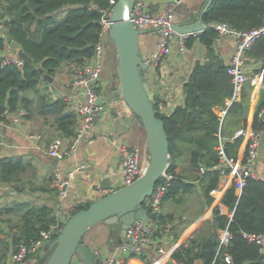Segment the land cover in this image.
Here are the masks:
<instances>
[{
	"label": "trees",
	"instance_id": "obj_1",
	"mask_svg": "<svg viewBox=\"0 0 264 264\" xmlns=\"http://www.w3.org/2000/svg\"><path fill=\"white\" fill-rule=\"evenodd\" d=\"M105 8H110V0H0V30L5 29L8 39L34 60L23 68L3 65L6 40L0 36V119L6 110L16 112L25 108L27 118L35 112L53 116L63 138L71 139L76 135L78 115L67 110L63 98L54 99L39 87L43 82L48 84L44 74L55 77L64 64L76 63L84 67L93 60L95 46L100 40V10ZM61 11H66L63 18L58 16ZM263 18L264 0H214L203 16L207 29L196 36H188L187 49L199 40L206 47L207 60L197 61L185 82L183 105L171 114L161 113L155 105L169 138L171 164L168 172L174 174L164 202H181L179 195L191 191L192 181H197L204 204H213L212 192L221 180L220 171L215 168L220 164L217 146L220 138H224L227 157L237 159L243 139L233 137L248 124L254 89L248 81L240 99H234L235 88L228 66L215 50L220 35L214 25L226 23L236 30L247 31L260 27ZM248 58L264 63V36L254 43ZM31 91L36 93V98L29 95ZM263 107L264 88L254 119L255 130L264 128V122L258 117ZM217 108L226 110L224 117L216 112ZM186 157L189 168L199 173L196 176L176 173L180 160ZM201 167L205 168L204 173L200 172ZM30 169L31 164L24 158L0 155L1 184L20 191L21 185L28 181ZM222 203L228 207V213L216 207L213 217L204 222L189 243L174 251L173 259L185 264H196L197 260L202 264H264L259 246L248 238L264 234V180L249 178L241 193L232 184ZM89 206H80L74 213ZM2 216L8 217L5 220ZM163 216H159V223L164 221ZM0 220L9 223L12 234L11 243L0 239V264H7L11 249L17 250L21 242L37 240L42 231L50 230L60 221L52 207L29 202H15L2 209ZM225 229L232 234L226 247L220 242V232ZM226 254L231 256V263L225 261Z\"/></svg>",
	"mask_w": 264,
	"mask_h": 264
},
{
	"label": "crops",
	"instance_id": "obj_2",
	"mask_svg": "<svg viewBox=\"0 0 264 264\" xmlns=\"http://www.w3.org/2000/svg\"><path fill=\"white\" fill-rule=\"evenodd\" d=\"M175 0H147L151 10L162 9L166 4ZM210 0H186L178 5L175 10L174 23H191L199 19L206 9ZM66 11H61L58 16L65 17ZM2 28V27H1ZM1 29L0 33H4ZM151 32H153L151 34ZM215 43L216 52L228 64L229 59L236 48V40L229 35L219 34ZM196 36V35H195ZM160 41V34L154 30H145L140 37L141 52L143 56L154 53ZM17 47L15 54H17ZM115 56L109 52L103 59V74L99 81V91L102 96L104 109L101 112L93 130L85 135L74 155L63 160L51 158L48 155V148L56 138H63L57 127L53 116L33 114L26 117L21 126L9 122L5 126L6 140L1 146L0 155L7 157H21L31 164L27 182L20 187V191L8 184L0 183V213L2 209L15 202H29L36 205L52 207L55 214L69 218L75 210L83 205L91 204L108 192L101 186L105 177L112 179V189L121 188V171L123 168L122 146L139 144L134 142L133 137L139 140L140 131L143 126L139 120L134 122L130 129L126 124L129 112L126 110L122 93L121 81L118 66L115 67ZM206 47L196 40L191 49L183 55L176 50L172 55L163 59L155 67L149 68L147 79L158 110L163 114H171L176 107L185 102L184 84L188 80L197 61L205 62ZM80 68L76 63L64 64L53 77V82H43L39 89L46 90L54 99L63 95H73V101H84L85 94L80 88H73L71 85L75 70ZM246 71L248 81H251L254 89L251 94V104L248 115V131L253 130L254 119L257 107L261 98V91L264 88V63L247 59ZM260 71L259 74L255 73ZM29 95L36 98L34 91ZM231 102L228 101V104ZM67 110H69L67 108ZM224 109L217 108L216 112L221 115ZM262 131L259 158L254 166L255 173L259 179L264 180V128ZM38 133L41 140H32L26 137V133ZM90 135L94 138L89 143ZM235 161H242L245 157L247 138H243ZM148 163V152L143 158V167ZM189 159H181L176 168L177 174H185L187 177L196 176L197 173L189 168ZM56 172H60L70 180L64 197H60L52 182ZM190 182V180H187ZM191 191L179 197L181 202L171 201L168 210H163L164 221L152 233L150 240L143 246L138 254H131L123 250L125 241L122 237V229L119 223L108 224L105 221L95 225L85 234L84 241L90 248L98 253L100 264H108L107 258L116 254L126 259L127 264H175L172 254L175 250L189 241L200 231L205 221L213 217L216 207L228 213V207L222 203L226 191L233 184L232 174L221 178L219 187L212 192L214 202L211 206L205 205L202 199V190L199 182L192 181ZM170 202V201H169ZM178 206H183L181 210ZM6 223L3 224L4 227ZM63 225L61 221L55 226V233L58 234ZM2 231V228L0 229ZM2 235V234H1ZM2 237H4L2 235ZM11 243V238L5 237ZM14 251L11 249L9 255ZM47 248L30 258L28 264H40ZM6 259V261H7ZM73 264H83L75 260ZM196 264H202L197 260Z\"/></svg>",
	"mask_w": 264,
	"mask_h": 264
},
{
	"label": "built area",
	"instance_id": "obj_3",
	"mask_svg": "<svg viewBox=\"0 0 264 264\" xmlns=\"http://www.w3.org/2000/svg\"><path fill=\"white\" fill-rule=\"evenodd\" d=\"M118 0H110V8L101 9L100 19V40L95 46V54L93 60L86 66L75 70L71 85L73 88H80L85 94L84 101H73V95H63V98L70 111H74L78 115V127L76 135L71 139L56 138L52 141L48 148V155L57 160H63L75 154L81 139L85 135H89L93 130L101 112L104 109L102 96L99 91V81L103 74V59L109 52L113 53L115 44L110 36V30L113 25L111 20L112 9ZM186 0H175L166 4L162 9L151 10L147 5V0H136L133 11L131 13V20L140 31L154 30L160 34V41L157 50L154 53L144 56V61L150 64V68L158 66L163 59L172 55L176 50L183 55L187 52V40L189 35H182L172 29L175 18L176 7ZM214 28L219 34L229 35L235 38L236 48L227 64L228 74L232 78L234 84V99H240L241 93L245 84L248 82V75L246 71V62L248 59V52L254 43L264 36V18L260 27L253 28L247 31H239L230 27L226 23H218ZM0 36L6 40L5 59L3 65L14 64L19 68H23L26 64L15 54L16 46L11 42L7 34L0 33ZM117 51V50H116ZM156 104V102H155ZM27 110L25 108L19 109L16 112L6 110L3 114V119H0V146L6 140L5 126L9 122L17 126H21L23 120L27 117ZM226 110L220 115L224 117ZM259 119L264 122V107L259 111ZM26 137L32 140H41L42 136L38 133H26ZM247 138V146L245 157L242 161H235L227 157L225 151V139L220 138L217 146L220 157V164L215 166L220 171L221 178L232 174L233 184H235L237 192L241 193L247 185V181L251 177L258 178L254 166L259 158V148L261 145L262 131L255 130L248 131L246 127L236 131L233 138ZM89 143L94 142V138L90 135ZM123 168L121 171L120 187L127 186L136 181L144 174L145 167L140 165V146L139 145H123ZM149 159V154H148ZM201 173L205 172V168L201 167ZM174 179V174L168 172L163 174L161 179L156 184L153 195L146 201V208L149 212L148 223L138 220L131 225L127 231L126 241L123 250L131 254H138L142 251L143 246L150 240L152 233L159 225V216L162 214V206L164 198L169 190V186ZM259 179V178H258ZM70 180L64 177L60 172H56L53 179V186L57 190L60 197L66 194V188ZM55 233V226L50 230L42 231L40 238L29 243L21 242L17 250L13 251L7 259V264H28L30 258L36 256L40 250L47 248V241H52ZM232 234L225 229L220 232L221 246H228ZM250 241L255 242L263 255L264 262V234L249 235ZM77 260L76 258L74 261ZM73 261V262H74ZM79 261V260H78ZM227 263L232 262L229 254L225 255ZM108 264H127L125 258L116 254H111L107 258ZM175 264H185L181 261H174ZM73 264V263H72ZM158 264V263H153Z\"/></svg>",
	"mask_w": 264,
	"mask_h": 264
},
{
	"label": "water",
	"instance_id": "obj_4",
	"mask_svg": "<svg viewBox=\"0 0 264 264\" xmlns=\"http://www.w3.org/2000/svg\"><path fill=\"white\" fill-rule=\"evenodd\" d=\"M136 0H118L112 9L113 25L110 36L118 53V70L121 93L129 112L126 124L131 129L139 120L146 133V151L149 154L144 174L132 184L113 190L110 177H105L101 186L108 193L79 210L69 218L59 216L63 227L52 241H47V251L41 264H72L76 258L83 264H100L96 250L84 241L85 234L95 225L105 221L119 223L123 240L136 221L148 223L149 212L145 204L155 190L156 184L171 164L170 144L165 122L157 116L154 93L147 79L150 64L144 61L140 35L131 20ZM214 0H210L198 20L191 23H174L172 29L182 35H198L207 29L203 16ZM17 56L27 64L34 60L22 47H17ZM41 73H44L41 69ZM44 79L53 82V77L44 74ZM1 150V146H0Z\"/></svg>",
	"mask_w": 264,
	"mask_h": 264
},
{
	"label": "rangeland",
	"instance_id": "obj_5",
	"mask_svg": "<svg viewBox=\"0 0 264 264\" xmlns=\"http://www.w3.org/2000/svg\"><path fill=\"white\" fill-rule=\"evenodd\" d=\"M153 32H151V34H152ZM142 35V34H141ZM141 35H140V37H141ZM113 54H114V56H115V58L116 59H114L115 60V67H117L118 66V61H119V58H118V53H117V51H116V47H113ZM133 139H134V142H137V141H139V146H140V165L141 166H143V158H144V155H145V142H146V133H145V130L144 129H142L141 131H140V138H139V140H137V138H135V136L133 137ZM131 146H133V145H137V144H130ZM150 198H148V200H149ZM147 200V201H148ZM204 201V200H203ZM171 203V201L169 202V201H165L164 203H163V206H162V211L163 210H168L169 209V204ZM183 208V206H178V209L179 210H181ZM8 216H2V218H4L5 220H6V218H7ZM18 220H19V218L18 219H16V221H15V223L16 222H18ZM6 221H1L0 220V229L2 228V231H0V239L1 240H6L5 239V237H8V238H11V236H12V234H11V231H10V225H9V223H6L5 224V226L6 227H4L3 226V224L5 223ZM88 233V232H87ZM4 236V237H2V235ZM40 264H41V262H40Z\"/></svg>",
	"mask_w": 264,
	"mask_h": 264
}]
</instances>
